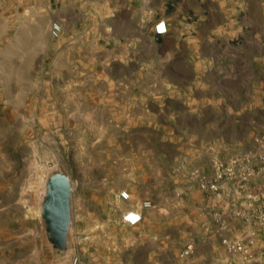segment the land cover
<instances>
[{
  "label": "rangeland",
  "instance_id": "obj_1",
  "mask_svg": "<svg viewBox=\"0 0 264 264\" xmlns=\"http://www.w3.org/2000/svg\"><path fill=\"white\" fill-rule=\"evenodd\" d=\"M105 4L0 0V264H64L40 211L54 170L71 186L70 255L174 264L186 243L204 254L213 236L228 259L221 238L248 231H212V195L192 176L232 149L264 153V73L243 72L237 59L253 29L242 12L202 26L193 55L167 68L150 37L143 50L115 41ZM220 53L229 58L206 63ZM121 190L130 201H115ZM145 198L152 206L141 222L119 221Z\"/></svg>",
  "mask_w": 264,
  "mask_h": 264
},
{
  "label": "crops",
  "instance_id": "obj_2",
  "mask_svg": "<svg viewBox=\"0 0 264 264\" xmlns=\"http://www.w3.org/2000/svg\"><path fill=\"white\" fill-rule=\"evenodd\" d=\"M108 5V12L102 10L101 16L107 20L105 24L113 28L115 41H123L128 46L144 49L145 41H151L160 50L159 58L164 67H171L172 59L178 57L192 56L191 51L197 48L198 28L202 26L211 27L214 23L227 21L233 16H238L240 12L253 32L244 34L242 45H237V59L241 66H246L243 72H253V74L264 73V0H98ZM163 18L167 25V30L163 34L155 35L152 32V25L158 19ZM112 34V35H113ZM106 41V39L102 40ZM228 41V39H226ZM131 49V48H130ZM185 51V52H183ZM190 51V52H186ZM223 53V52H222ZM206 55V63L211 64L213 57L220 59L229 58V55ZM126 57V54L119 53ZM188 56V57H189ZM208 56V58H207ZM188 60V58H187ZM186 66H195V61L185 63ZM211 66V65H210ZM195 71V70H194ZM212 208L216 209V218H212L211 230L217 233L220 230L221 216L224 229L218 235L234 236L244 238L247 234L249 225L240 218L231 214L226 199L210 196ZM146 211V210H144ZM142 212V218L143 213ZM141 222V221H140ZM204 254H197L192 251L189 255L178 259L174 264H186L185 258L188 257L187 264H238V257H224L223 248L213 236L209 240V245L205 248ZM252 258L243 264H264V245L256 243L250 247Z\"/></svg>",
  "mask_w": 264,
  "mask_h": 264
},
{
  "label": "built area",
  "instance_id": "obj_3",
  "mask_svg": "<svg viewBox=\"0 0 264 264\" xmlns=\"http://www.w3.org/2000/svg\"><path fill=\"white\" fill-rule=\"evenodd\" d=\"M166 30L167 25L163 18L152 25L155 35L163 34ZM49 31L52 37H57L61 32V23L52 21ZM193 175V181L202 191L216 198L226 199L231 214L249 225L245 240L222 237L221 241L230 256L238 257L239 264L250 261V247L256 243L264 245V153L254 146L232 149L212 160L207 170L195 169ZM115 200L118 203L128 202L131 197L127 190H121L115 195ZM151 206V199L145 198L137 207L124 209L120 213L119 221L131 226L137 225L142 220V212ZM222 219L221 216L219 226L223 229ZM193 250V244L188 242L179 255L187 256ZM61 261L64 264H88L75 253Z\"/></svg>",
  "mask_w": 264,
  "mask_h": 264
},
{
  "label": "water",
  "instance_id": "obj_4",
  "mask_svg": "<svg viewBox=\"0 0 264 264\" xmlns=\"http://www.w3.org/2000/svg\"><path fill=\"white\" fill-rule=\"evenodd\" d=\"M71 186L69 176L54 170L47 175L41 201V217L53 247H60L58 260L69 257L71 250L66 245L71 224Z\"/></svg>",
  "mask_w": 264,
  "mask_h": 264
},
{
  "label": "bare ground",
  "instance_id": "obj_5",
  "mask_svg": "<svg viewBox=\"0 0 264 264\" xmlns=\"http://www.w3.org/2000/svg\"><path fill=\"white\" fill-rule=\"evenodd\" d=\"M115 201H116V200H115ZM126 208H127V207H126ZM126 208H125V209H126ZM66 245H68V244L66 243ZM60 250H61V248H59L58 251H57L55 254H58V252H59Z\"/></svg>",
  "mask_w": 264,
  "mask_h": 264
}]
</instances>
